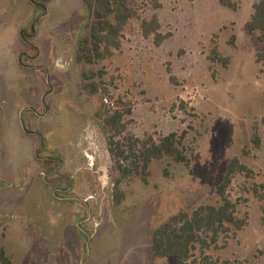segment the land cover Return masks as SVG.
Masks as SVG:
<instances>
[{
    "label": "rangeland",
    "instance_id": "obj_1",
    "mask_svg": "<svg viewBox=\"0 0 264 264\" xmlns=\"http://www.w3.org/2000/svg\"><path fill=\"white\" fill-rule=\"evenodd\" d=\"M158 1L154 9L153 0H113L139 19L119 52L88 65L77 62L78 47L97 18L83 0H0V248L12 264H177L154 256V231L216 205L234 158L253 172L229 189L247 224L204 250L196 245L187 264H264V204L251 192L264 183V62L256 64L262 47L246 28L259 0H233L236 11L219 0ZM154 14L169 35L159 46L140 28ZM213 48L227 66L211 64ZM100 105L121 113L124 136L158 143L183 134L189 167L153 160L147 184L119 180ZM76 157L81 169L66 194L70 171L60 161L79 169ZM49 158L59 161L50 173Z\"/></svg>",
    "mask_w": 264,
    "mask_h": 264
},
{
    "label": "trees",
    "instance_id": "obj_2",
    "mask_svg": "<svg viewBox=\"0 0 264 264\" xmlns=\"http://www.w3.org/2000/svg\"><path fill=\"white\" fill-rule=\"evenodd\" d=\"M153 1L154 9H159V1ZM219 2L229 10H237V4L233 0H219ZM83 5L97 18V21L89 27L88 34L79 42L76 60L78 63L94 65L112 58L114 52L120 51L126 26L130 21L138 20L139 16L135 11L123 10L120 4L114 5L113 0H83ZM252 10L246 28L250 34L257 35V41L262 49L255 54V62L261 64L264 62V0L254 3ZM140 28L142 35L145 38L152 37L156 46L169 37V35L160 34L161 26L156 14L149 20H142ZM208 60L211 64L219 63L223 66L229 63V58L221 57L216 48L211 50ZM93 92L97 93V89H93ZM95 116L103 121L102 128L107 139L108 152L114 160L115 169L120 176L119 180L140 178L144 184H147L150 176L149 165L153 160L169 158L189 167L190 161L182 147L183 134L171 133L162 137L158 143L151 137L141 140L131 135L124 136L126 130L122 124V115L118 111L111 112L105 105H100ZM256 132L255 129L251 143L258 149L261 141ZM42 163L52 169L49 173L57 169L59 165V161L53 158L45 159ZM164 174L168 176L166 170ZM252 174L253 172L241 164L237 158L232 159L219 185V202L216 205L200 206L192 214L180 212L170 217L152 235L151 247L154 256L174 259L177 264H187L196 245L204 250L209 245H215L222 236L227 237L231 233L234 235L235 232L241 231L247 224V218L237 216L240 200H233L229 189L237 175L248 178ZM63 180L68 182V179ZM251 192L259 202L264 204V183L253 185ZM262 212L264 214V209ZM262 222L264 223V216ZM0 264H12L1 248Z\"/></svg>",
    "mask_w": 264,
    "mask_h": 264
},
{
    "label": "crops",
    "instance_id": "obj_3",
    "mask_svg": "<svg viewBox=\"0 0 264 264\" xmlns=\"http://www.w3.org/2000/svg\"><path fill=\"white\" fill-rule=\"evenodd\" d=\"M68 138V137H67ZM68 140V144L67 145H69V147L67 148L68 149V151H66V152H68L69 153V151L70 152H72L73 153V151H74V145H75V143L74 142H72V141H70L71 139H67ZM66 149V150H67ZM60 151V150H59ZM65 152V153H66ZM62 154H63V151L61 152ZM36 157H38V156H36ZM76 160H77V165H78V167H79V169L78 168H76L77 166H75L74 164H73V160H72V163H70L69 165L68 164H66V158H65V160H63V161H60V167H61V172L62 173H64L65 172V170H69L68 172L70 173H68L69 174V178H68V182L66 181L64 184H62L63 186H64V192L66 193V194H69V192H70V190L72 191V189L74 188V184H70L69 182H70V179L74 176V174L77 172V170H79L80 171V167H81V162L79 161V157H76ZM36 162V161H35ZM37 163V162H36ZM68 166V167H67ZM76 168V169H75ZM75 171V172H74ZM40 172H41V169L39 170V172H38V176H40L39 174H40ZM74 172V173H73ZM66 173V172H65ZM83 178V177H82ZM40 179H41V177H40ZM42 180V179H41ZM66 196H69V195H66ZM152 238V237H151ZM153 253V252H152ZM89 260V259H88ZM12 263V262H11ZM58 264H61V261H59L58 262ZM66 264H87V261L86 260H83V257H80V258H78V259H75V260H73V261H71V260H66ZM89 264H94V263H92V261H89Z\"/></svg>",
    "mask_w": 264,
    "mask_h": 264
},
{
    "label": "built area",
    "instance_id": "obj_4",
    "mask_svg": "<svg viewBox=\"0 0 264 264\" xmlns=\"http://www.w3.org/2000/svg\"><path fill=\"white\" fill-rule=\"evenodd\" d=\"M104 102H105L106 105L109 104V102L107 101V99H104ZM109 106H112V105L110 104Z\"/></svg>",
    "mask_w": 264,
    "mask_h": 264
}]
</instances>
